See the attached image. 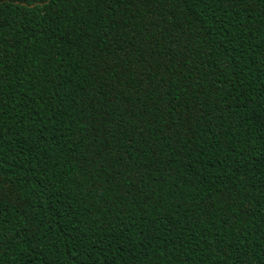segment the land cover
Listing matches in <instances>:
<instances>
[{"label":"trees","instance_id":"obj_1","mask_svg":"<svg viewBox=\"0 0 264 264\" xmlns=\"http://www.w3.org/2000/svg\"><path fill=\"white\" fill-rule=\"evenodd\" d=\"M0 264H264V0H0Z\"/></svg>","mask_w":264,"mask_h":264}]
</instances>
